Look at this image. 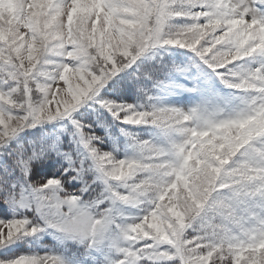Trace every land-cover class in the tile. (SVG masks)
I'll use <instances>...</instances> for the list:
<instances>
[{
    "label": "snow or ice",
    "instance_id": "snow-or-ice-1",
    "mask_svg": "<svg viewBox=\"0 0 264 264\" xmlns=\"http://www.w3.org/2000/svg\"><path fill=\"white\" fill-rule=\"evenodd\" d=\"M0 264H264V0H0Z\"/></svg>",
    "mask_w": 264,
    "mask_h": 264
}]
</instances>
